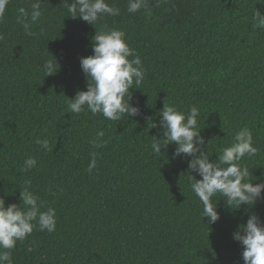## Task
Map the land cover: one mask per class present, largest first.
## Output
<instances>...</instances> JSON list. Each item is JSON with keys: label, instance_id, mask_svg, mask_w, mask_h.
Segmentation results:
<instances>
[{"label": "trees", "instance_id": "1", "mask_svg": "<svg viewBox=\"0 0 264 264\" xmlns=\"http://www.w3.org/2000/svg\"><path fill=\"white\" fill-rule=\"evenodd\" d=\"M32 2L10 0L0 23V196L22 206L20 190L30 182L41 211L55 209L57 226L17 241L13 264H244L233 232L250 214L264 221V198L231 208L217 194L220 219L209 223L190 188V174L202 179L188 168L192 157H174V143L161 153L151 144L163 138L164 104L196 106L209 159L218 162L217 152L246 126L257 153L241 164L250 181L264 182V29L253 20L264 0H149L147 14L108 0L121 14L95 25L69 16L72 0H42L28 35L16 16ZM104 25L125 32L146 69L131 100L142 114L121 121L68 106L87 90L80 58L93 53L92 37ZM52 55L59 68L47 75ZM99 131L107 144L93 148ZM37 139H48L50 150ZM30 156L37 165L24 172Z\"/></svg>", "mask_w": 264, "mask_h": 264}, {"label": "clouds", "instance_id": "2", "mask_svg": "<svg viewBox=\"0 0 264 264\" xmlns=\"http://www.w3.org/2000/svg\"><path fill=\"white\" fill-rule=\"evenodd\" d=\"M42 0H34L30 10L20 7L17 9L16 21L22 26L25 33L31 35V28L43 15ZM149 0H128L127 12L136 13L143 9L146 14ZM10 0H0V23L5 19ZM69 16L80 18L95 25L98 21L108 16L116 17L121 14L120 8L111 5L108 0H72L67 4ZM254 27L264 29V14L255 8L253 13ZM125 32L106 25L92 37L93 53L80 58V65L88 84L87 90H78L74 98H69L68 106L73 113L85 110L93 115L102 114L110 121H121L124 116L135 117L141 115L138 105H133L132 89L141 84L146 69L141 58L137 55L125 39ZM4 35L0 34V40ZM53 56V55H52ZM54 57V56H53ZM131 58V59H130ZM47 75L54 74L59 64L54 59L44 63ZM46 75V76H47ZM163 138L155 140L151 148L155 153L167 149L169 144H175L174 157H192L188 162L190 172H196L202 179L189 175L191 191L203 204V217L209 223L220 219L217 211V202L213 204L212 198L217 194L223 198L227 205H255L258 199L264 198V182L253 183L248 179L249 169L241 164L242 158L255 156L257 148L254 146L253 134L248 127H242L234 135L233 142L222 151H218V162L210 160V155L205 151V137L200 134L198 125L200 111L198 107L191 106L188 112L178 110L175 106L166 105L160 111ZM150 119V118H149ZM150 128L157 127L151 120ZM103 131L96 134V139L90 141L93 148H101L107 144L102 140ZM37 144L45 150L49 149L48 139H37ZM208 143V142H207ZM198 153V154H197ZM37 165L35 157H27L22 165V171L27 172ZM97 165V153H91L88 172ZM18 205H6L5 198L0 196V264H13L11 250L17 241H23L34 229L55 231L57 226L56 211L54 208L44 207L38 195L30 190L28 182L20 190ZM236 208V209H238ZM233 239L243 245L242 258L244 264H264V221L256 214L248 215L246 223L238 225L233 232Z\"/></svg>", "mask_w": 264, "mask_h": 264}]
</instances>
